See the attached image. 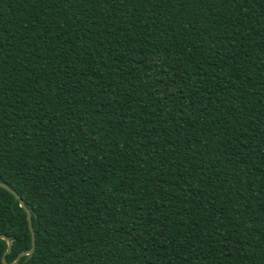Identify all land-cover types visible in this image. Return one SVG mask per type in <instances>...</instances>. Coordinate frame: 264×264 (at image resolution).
<instances>
[{
	"label": "trees",
	"instance_id": "obj_1",
	"mask_svg": "<svg viewBox=\"0 0 264 264\" xmlns=\"http://www.w3.org/2000/svg\"><path fill=\"white\" fill-rule=\"evenodd\" d=\"M0 180L19 264H264V0H0Z\"/></svg>",
	"mask_w": 264,
	"mask_h": 264
},
{
	"label": "water",
	"instance_id": "obj_2",
	"mask_svg": "<svg viewBox=\"0 0 264 264\" xmlns=\"http://www.w3.org/2000/svg\"><path fill=\"white\" fill-rule=\"evenodd\" d=\"M0 187H3L5 189L9 190L10 192H12L15 195V197L20 201V205L26 210L27 216H28L29 227H30V230L32 233V246L28 250L21 252L13 262H8L6 256L13 249L15 237L11 238L10 236H8L6 234L0 233V238L5 239L8 243V248H7V250L3 256L4 264H19L22 257L27 256L28 259L31 258L33 256L35 250H36V247H37L36 232H35V229H34L33 223H32L33 213L31 211V209L27 206L25 200L21 197V195L12 186H10L8 183L0 180Z\"/></svg>",
	"mask_w": 264,
	"mask_h": 264
}]
</instances>
